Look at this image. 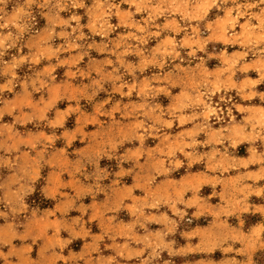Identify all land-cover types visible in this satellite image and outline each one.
Segmentation results:
<instances>
[{
    "label": "rangeland",
    "instance_id": "1",
    "mask_svg": "<svg viewBox=\"0 0 264 264\" xmlns=\"http://www.w3.org/2000/svg\"><path fill=\"white\" fill-rule=\"evenodd\" d=\"M74 52L77 64L61 61ZM8 74L0 107L20 80L37 101L64 76L111 81L72 102L91 114L72 143L62 132L75 113L62 128L50 115L26 126L18 144L0 117V225L47 218L66 196H45L53 172L76 176L80 203L96 204L65 248L85 247L80 264H264V0H0V82ZM40 75L49 82L35 88ZM16 170L38 180L9 217ZM56 244L44 262L33 244L23 264H55Z\"/></svg>",
    "mask_w": 264,
    "mask_h": 264
},
{
    "label": "crops",
    "instance_id": "2",
    "mask_svg": "<svg viewBox=\"0 0 264 264\" xmlns=\"http://www.w3.org/2000/svg\"><path fill=\"white\" fill-rule=\"evenodd\" d=\"M61 61H68L69 66L77 64L80 59V53H70L65 57H60ZM105 59V57H100ZM92 61H85L83 68L88 67L91 71ZM37 82L34 85L35 88L40 86L43 82H49L46 75L36 76ZM90 78H74L69 75L63 77L60 80L50 81L46 89V95L43 99L32 98L29 96L30 90H32V84L30 79L25 82L22 80L17 82L18 87L14 89L13 94L8 100L0 107V117H6V129H11L15 144L20 143L23 139H26V134H22V129L30 124H37L49 117V125L54 129L64 127L66 121L72 114H76L77 124L67 131H63L62 134L67 143H72L77 140L81 135V129H84L86 125L83 123L84 119L90 117L91 114L85 112L83 109L76 111V106L72 102H81L83 104L84 97L88 98L93 95V84L99 83L102 86L108 85L111 80L101 79L98 76H88ZM0 92L2 87L6 85V91L10 90L11 86L16 84V78L13 74L6 75V80L0 82ZM114 88H120L119 81L113 82ZM116 86V87H115ZM68 90L77 91V94L67 93ZM81 93L82 96H79ZM69 96L73 98L70 99ZM29 97V99H28ZM79 97V98H78ZM68 98V100H67ZM83 99V100H81ZM66 101L67 104L61 108L58 107L60 101ZM258 108V107H257ZM50 177V178H49ZM56 177V182L51 184L52 180L43 188L45 196L47 198H54L58 193L65 192L66 196L57 201L53 207L44 211V215L48 217H31L19 226L12 220H6V223L0 225V232L5 233L6 239V264H23L27 260L28 251H32V245L37 244L38 257L37 262H44L42 256L44 249L48 245V242L55 240L56 246L53 247V253H51V259L55 264H80V261L87 258L85 247L80 251L72 252L65 251V248L70 246V243L75 239L84 238L82 221H91L93 218V212L96 204L90 201L87 204L82 205L80 203V196H78V187L76 188V176L68 180L66 176H57L56 173H48L47 179ZM38 178H26L20 175L16 170L9 173L6 176V203L10 204V209L6 215L17 216L24 212L22 202L20 201L23 196L31 193L34 189V184ZM84 207V208H83ZM73 213L69 222L61 221V218L67 214ZM31 224L40 225L39 231L31 230L29 232L28 227ZM44 224L50 228H44ZM36 228V227H35ZM53 229V230H49ZM67 232L68 235L64 233ZM29 240L31 245H27L26 241ZM89 261V260H88ZM87 261V262H88ZM32 262L30 261V264Z\"/></svg>",
    "mask_w": 264,
    "mask_h": 264
}]
</instances>
